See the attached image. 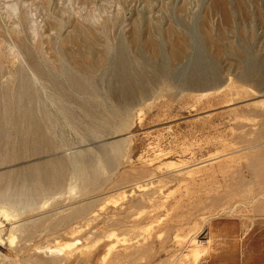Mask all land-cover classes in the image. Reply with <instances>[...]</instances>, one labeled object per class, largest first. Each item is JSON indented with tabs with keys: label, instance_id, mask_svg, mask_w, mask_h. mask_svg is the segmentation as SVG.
I'll list each match as a JSON object with an SVG mask.
<instances>
[{
	"label": "rangeland",
	"instance_id": "374dc122",
	"mask_svg": "<svg viewBox=\"0 0 264 264\" xmlns=\"http://www.w3.org/2000/svg\"><path fill=\"white\" fill-rule=\"evenodd\" d=\"M262 250L264 0H0V264Z\"/></svg>",
	"mask_w": 264,
	"mask_h": 264
},
{
	"label": "crops",
	"instance_id": "0c3cea01",
	"mask_svg": "<svg viewBox=\"0 0 264 264\" xmlns=\"http://www.w3.org/2000/svg\"><path fill=\"white\" fill-rule=\"evenodd\" d=\"M244 264H264V250L261 251L260 257L257 260H252L249 256H246Z\"/></svg>",
	"mask_w": 264,
	"mask_h": 264
},
{
	"label": "bare ground",
	"instance_id": "6f19581e",
	"mask_svg": "<svg viewBox=\"0 0 264 264\" xmlns=\"http://www.w3.org/2000/svg\"><path fill=\"white\" fill-rule=\"evenodd\" d=\"M258 67H259V66H258ZM258 67H257V70H258V69L260 70L261 68H258ZM255 69H256V68H255ZM252 71H253V70H252ZM250 73H251V72H250ZM243 77L246 78V79H252L251 74H249V76L243 75ZM230 104H231V103H230Z\"/></svg>",
	"mask_w": 264,
	"mask_h": 264
}]
</instances>
